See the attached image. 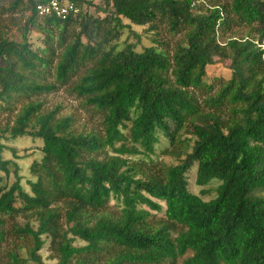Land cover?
<instances>
[{
    "label": "trees",
    "instance_id": "1",
    "mask_svg": "<svg viewBox=\"0 0 264 264\" xmlns=\"http://www.w3.org/2000/svg\"><path fill=\"white\" fill-rule=\"evenodd\" d=\"M7 1L3 12L29 15L12 20L18 37L0 28V115L10 116L0 123V229L25 213L38 223L14 226L33 245L8 252V264H45L44 237L57 264H95L108 247L119 252L102 264H264V0H72L81 12L66 20L39 16L46 0ZM162 20L172 32L189 27L173 55L160 48ZM134 27L156 32L152 46ZM215 56L231 61L215 97L229 119L202 111L191 90ZM65 85L101 115V133L43 108L40 96ZM161 133L169 147L158 153ZM23 137L43 142L29 191L4 158V141ZM196 164L198 186L219 182L210 201L189 190ZM112 201L115 218H94ZM152 212L183 230H139Z\"/></svg>",
    "mask_w": 264,
    "mask_h": 264
},
{
    "label": "rangeland",
    "instance_id": "2",
    "mask_svg": "<svg viewBox=\"0 0 264 264\" xmlns=\"http://www.w3.org/2000/svg\"><path fill=\"white\" fill-rule=\"evenodd\" d=\"M8 6L9 2L7 0H2L0 2V28H8L10 30L8 31L9 37H18L19 34L17 32V29L12 27L10 24L12 20L18 21L20 19H26L29 14L25 12H18L15 14L10 12H3L2 10L8 8ZM157 27L159 29V40L162 39L165 44L164 46H160V48L166 49L171 55H173L178 46L183 44L186 38L185 35L188 33L189 27H183L182 30L178 32H172L168 23L163 20L158 21ZM11 29L13 30L11 31ZM146 29L147 28L134 27V30L138 34H142L144 32L143 43L145 46L149 47L152 46V44L150 42V39H148L147 37L156 36V32L145 33V31H147ZM247 32L248 29L243 28L240 32V36L245 35ZM125 38H127L126 35L122 40L123 45V41L126 40ZM34 39L36 40L37 38ZM34 45L35 47H37L36 43ZM214 61L215 64L209 67L207 70L208 76L205 79L206 84L202 88L191 90L194 92L195 97L198 99L202 111L206 113H216L223 119H229L230 111L228 109V106L216 105L215 97L220 92L222 86L232 78L230 70L231 61L219 56H215ZM82 72L83 71H80L79 74H81ZM78 77V74L75 75L72 81H76ZM50 80L54 81L53 79ZM69 88L70 85L59 86V89L57 91L42 94L40 96V99L44 102L43 108L47 111L60 108V111L57 114L58 118L74 116L75 122L73 128L76 132H84L86 134H89L91 132L101 133L103 130L101 115L97 111L93 110L92 107L87 106L82 99L76 96V94L70 92ZM9 117L10 116H8V114H1L0 123L4 124L6 119ZM193 131L194 124L191 123L187 126L185 132L187 133L188 137H192ZM159 137L161 143L157 146L158 153L169 147V140L162 133L159 135ZM4 144L6 145V150L4 153L5 160H14L20 165L22 169V175L24 177L23 183L26 187V190L29 191V186H26L27 181L30 179H34V176L31 172V167L36 161H40L42 159L43 142L41 140L33 139L30 137H23L16 140H5ZM14 150L17 152V158L16 156H14ZM166 161L168 163L173 162L171 159ZM187 179L189 190L193 194L201 196L205 201H210L217 196L216 189L219 185V182H213L207 187H200L197 185V164L189 170V172L187 173ZM116 213H118V209L115 205V202L112 201L107 210L99 214L96 213L93 216L94 218H98V216L115 218L117 216ZM5 219L7 220V223L0 229L5 231L4 241L0 245V264H8V252L15 251V249L17 248L19 253L23 256L27 248L32 247L33 245L31 237H18L14 234L15 225L24 226L30 220L35 230H37L38 227L36 216L31 213H25L24 215L22 214L14 220L9 219L8 217H5ZM162 224L171 226L170 231L173 237L177 236L178 233L183 230L180 225H173L172 223L169 224L165 217V214L160 212H152V215L146 221L139 224L137 228L146 233H155ZM44 239H46V244L44 245L43 250L40 252L44 263L57 264L58 260L55 259V252L52 251L51 239L47 237H44ZM76 244L82 246L83 242L77 241ZM117 251L119 252L117 248L108 247L107 251L101 257L99 256V258L96 259L95 264H102L114 258ZM188 256L189 255L183 258H179L174 262L165 261L162 264H185Z\"/></svg>",
    "mask_w": 264,
    "mask_h": 264
},
{
    "label": "built area",
    "instance_id": "3",
    "mask_svg": "<svg viewBox=\"0 0 264 264\" xmlns=\"http://www.w3.org/2000/svg\"><path fill=\"white\" fill-rule=\"evenodd\" d=\"M80 12V7L72 0H46L37 5V13L41 17H57L66 20L70 16L79 15Z\"/></svg>",
    "mask_w": 264,
    "mask_h": 264
}]
</instances>
